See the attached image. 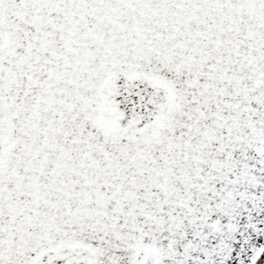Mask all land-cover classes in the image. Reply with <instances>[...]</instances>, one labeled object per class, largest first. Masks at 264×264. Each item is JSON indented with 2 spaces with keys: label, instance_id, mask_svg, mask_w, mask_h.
I'll return each mask as SVG.
<instances>
[{
  "label": "snow or ice",
  "instance_id": "snow-or-ice-1",
  "mask_svg": "<svg viewBox=\"0 0 264 264\" xmlns=\"http://www.w3.org/2000/svg\"><path fill=\"white\" fill-rule=\"evenodd\" d=\"M0 264H264V0H0Z\"/></svg>",
  "mask_w": 264,
  "mask_h": 264
}]
</instances>
